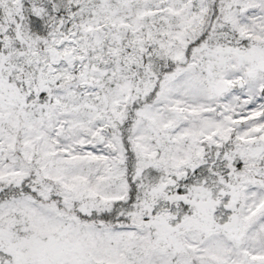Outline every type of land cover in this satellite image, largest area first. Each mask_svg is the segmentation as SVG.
Wrapping results in <instances>:
<instances>
[{
    "label": "snow or ice",
    "instance_id": "snow-or-ice-1",
    "mask_svg": "<svg viewBox=\"0 0 264 264\" xmlns=\"http://www.w3.org/2000/svg\"><path fill=\"white\" fill-rule=\"evenodd\" d=\"M0 264H264V0H0Z\"/></svg>",
    "mask_w": 264,
    "mask_h": 264
}]
</instances>
